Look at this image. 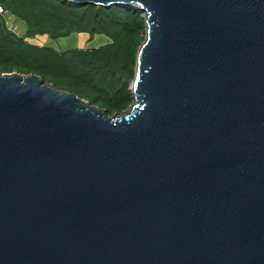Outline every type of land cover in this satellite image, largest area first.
<instances>
[{
  "label": "water",
  "instance_id": "water-1",
  "mask_svg": "<svg viewBox=\"0 0 264 264\" xmlns=\"http://www.w3.org/2000/svg\"><path fill=\"white\" fill-rule=\"evenodd\" d=\"M144 14L108 116L0 74V264H264V0H66Z\"/></svg>",
  "mask_w": 264,
  "mask_h": 264
},
{
  "label": "trees",
  "instance_id": "trees-1",
  "mask_svg": "<svg viewBox=\"0 0 264 264\" xmlns=\"http://www.w3.org/2000/svg\"><path fill=\"white\" fill-rule=\"evenodd\" d=\"M0 8L25 26L22 37L0 15V74L36 75L56 90L75 94L108 116L132 104L137 50L144 40V14L135 8L74 5L66 0H0ZM72 35L108 42L91 49L58 52L30 43L39 37Z\"/></svg>",
  "mask_w": 264,
  "mask_h": 264
},
{
  "label": "rangeland",
  "instance_id": "rangeland-1",
  "mask_svg": "<svg viewBox=\"0 0 264 264\" xmlns=\"http://www.w3.org/2000/svg\"><path fill=\"white\" fill-rule=\"evenodd\" d=\"M0 15L3 16V18L5 19L7 28L11 30L16 36L22 37L24 35L25 26L23 23L17 21L9 14H6L5 11ZM28 41L35 45L51 47L58 52H65L68 50H74L78 48L79 49L97 48L108 42V40L103 36H96L94 37L93 41L87 42L85 36H78V35H72L68 38L59 39L55 41L49 40L46 37H39Z\"/></svg>",
  "mask_w": 264,
  "mask_h": 264
},
{
  "label": "built area",
  "instance_id": "built-area-1",
  "mask_svg": "<svg viewBox=\"0 0 264 264\" xmlns=\"http://www.w3.org/2000/svg\"><path fill=\"white\" fill-rule=\"evenodd\" d=\"M3 13V10L0 8V14H2Z\"/></svg>",
  "mask_w": 264,
  "mask_h": 264
}]
</instances>
